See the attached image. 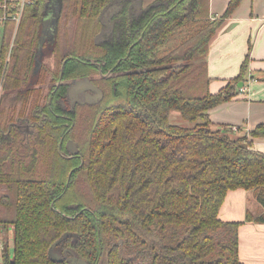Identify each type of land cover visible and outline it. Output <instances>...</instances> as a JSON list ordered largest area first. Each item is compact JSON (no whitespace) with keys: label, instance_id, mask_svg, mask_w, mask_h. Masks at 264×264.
I'll list each match as a JSON object with an SVG mask.
<instances>
[{"label":"trees","instance_id":"trees-1","mask_svg":"<svg viewBox=\"0 0 264 264\" xmlns=\"http://www.w3.org/2000/svg\"><path fill=\"white\" fill-rule=\"evenodd\" d=\"M49 1L26 0L16 20L19 2L0 0V264H68L71 254L87 264H243L240 221L219 210L237 187L264 207V150L249 140L264 124L244 135L212 126L209 110L237 94L245 60L216 92L205 77L210 41L241 0L218 17L209 0H121L114 31L97 40L110 0H59L41 45ZM39 49L52 62L40 57L35 69ZM83 77L103 96L71 108L69 85ZM172 111L194 123H171ZM65 231L54 261L48 248Z\"/></svg>","mask_w":264,"mask_h":264},{"label":"crops","instance_id":"crops-1","mask_svg":"<svg viewBox=\"0 0 264 264\" xmlns=\"http://www.w3.org/2000/svg\"><path fill=\"white\" fill-rule=\"evenodd\" d=\"M228 1L209 0L210 15L220 16ZM2 26L0 21V34ZM50 26L47 24L46 32ZM207 60L209 69H213L209 84L212 92L236 76L242 62L246 61L241 84L245 89L240 90L241 85H237V94L232 99L209 110L212 126L236 125L237 129H232L233 134L244 135L257 124H264V0L239 2L211 39ZM249 140L264 150V136H249ZM263 210L253 190L241 187L229 189L220 207L221 218L240 221L239 257L243 264H264V222L255 219Z\"/></svg>","mask_w":264,"mask_h":264},{"label":"water","instance_id":"water-1","mask_svg":"<svg viewBox=\"0 0 264 264\" xmlns=\"http://www.w3.org/2000/svg\"><path fill=\"white\" fill-rule=\"evenodd\" d=\"M138 4L141 7L142 5V0H138ZM156 4V3H155ZM109 3H107L100 11V18L103 15V12L105 11V9L108 7ZM148 9V8H146ZM112 13H109L108 18H110ZM51 16V19H49L48 17ZM47 19H49V22H51V26L48 30V33L53 36V33L55 31V24H56V20H57V16L56 14H52L51 11L48 12V15H44L43 18V23H42V33H41V37H40V44L42 43L43 37L44 35H48L47 32L45 31L47 29ZM103 33H108L107 30L101 29L100 32L95 36V40H97V38L103 34ZM38 54H39V58L36 59L35 61V69H37L40 64H41V54H42V50L39 49L38 50ZM243 83V81L238 82V85H241ZM89 90H92L94 92H90ZM80 92H85L84 93V98H80L81 96H79ZM68 94L70 96V106L71 108H73L76 103H94L97 100L101 99L103 96V92L101 90L100 87H98L96 84H94L88 77H83V78H78V79H73L71 81L70 87L68 88ZM67 148L72 151V152H76V145L75 142L72 141L71 139H69L67 141ZM67 235H69V231H65L64 233H62L48 248V255L49 257L54 260V261H59L62 259L61 254L55 250V247L57 244H59ZM76 235L74 234V237ZM70 251V250H69ZM65 255L67 254V250L64 251ZM66 260L68 262V264H87V262L74 255H66Z\"/></svg>","mask_w":264,"mask_h":264},{"label":"flooded vegetation","instance_id":"flooded-vegetation-1","mask_svg":"<svg viewBox=\"0 0 264 264\" xmlns=\"http://www.w3.org/2000/svg\"><path fill=\"white\" fill-rule=\"evenodd\" d=\"M51 1H53V0H51ZM51 1L49 2V3H47V8H46V13H45V15L50 11L49 10V4L51 3ZM55 1V0H54ZM53 1V2H54ZM120 1L121 0H110V2H108L109 3V5H108V7L105 9V11L103 12V15L101 16V20H102V23L105 25V27L103 28L104 30H107V32L108 33H111L112 31H114V29H115V15L118 13V11H119V8H120ZM56 2V1H55ZM132 3L134 4V7L135 8H141L143 5H141V7L139 6V4H138V0H132ZM58 6V5H57ZM147 8V7H146ZM146 8H144V9H146ZM51 13H52V10H51ZM109 13H112L111 14V16H110V18H108V15H109ZM53 14V13H52ZM54 14H56V12L54 13ZM51 22H47V24H48V27H49V24H50ZM47 27V28H48ZM47 34L48 35H44V37H43V40H42V44L44 43V40H48V39H51L52 38V36L48 33V31H47ZM41 44V45H42ZM42 50V49H41ZM41 58H43L44 57V54H43V52H42V54H41V56H40ZM69 87H70V85H69ZM90 92H94V91H92V90H89ZM84 93L85 92H80L79 93V96H81L80 98H84ZM69 103H70V96H69Z\"/></svg>","mask_w":264,"mask_h":264},{"label":"rangeland","instance_id":"rangeland-1","mask_svg":"<svg viewBox=\"0 0 264 264\" xmlns=\"http://www.w3.org/2000/svg\"><path fill=\"white\" fill-rule=\"evenodd\" d=\"M53 1H51V3L49 4V10L50 11L52 10V13H55L56 10H57V7H58L57 5H59V0H55L56 2L55 1L53 2ZM174 42H175V39L173 37H170L168 39V41L166 42L165 46H169L170 44H174ZM50 58L51 57L49 55H47V56L44 55L43 61L46 62L47 64H50L52 62V60ZM206 61H207V72L205 73V77H206V75L208 77H211V74H212L213 69H209V67H208V60H206ZM169 121L171 123L179 124V125H192L194 123V122H192L190 120L184 119L177 111L170 112V114H169ZM0 235H1V233H0ZM8 242H9V250L11 251L12 250V239H11L10 234H9V240H8Z\"/></svg>","mask_w":264,"mask_h":264},{"label":"built area","instance_id":"built-area-1","mask_svg":"<svg viewBox=\"0 0 264 264\" xmlns=\"http://www.w3.org/2000/svg\"><path fill=\"white\" fill-rule=\"evenodd\" d=\"M25 1H26V0H18V2H19V10L13 15V17H14L16 20H18V18H19L20 11H21V7H22V5H23V3H24ZM239 89H240V90H243V89H245V86H244V85H241V86L239 87ZM231 127H232V129H234V130L237 129V126H236V125H232ZM0 244H1V243H0Z\"/></svg>","mask_w":264,"mask_h":264}]
</instances>
